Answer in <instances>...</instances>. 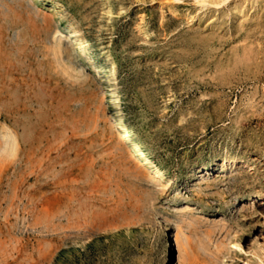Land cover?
Segmentation results:
<instances>
[{
	"label": "rangeland",
	"instance_id": "obj_1",
	"mask_svg": "<svg viewBox=\"0 0 264 264\" xmlns=\"http://www.w3.org/2000/svg\"><path fill=\"white\" fill-rule=\"evenodd\" d=\"M166 247L264 264V0H0V264Z\"/></svg>",
	"mask_w": 264,
	"mask_h": 264
},
{
	"label": "bare ground",
	"instance_id": "obj_2",
	"mask_svg": "<svg viewBox=\"0 0 264 264\" xmlns=\"http://www.w3.org/2000/svg\"><path fill=\"white\" fill-rule=\"evenodd\" d=\"M168 1V0H167ZM204 2V1H203ZM203 2H202V4H203ZM208 3V2H207ZM204 5V4H203ZM236 9H237V7H236ZM236 11V10H235ZM239 13V12H238ZM14 136V135H13ZM17 143V142H16ZM137 143V142H136ZM15 143H13V145H14ZM15 146V145H14ZM135 147L136 148H138V149H140L141 148V145L140 144H136L135 145ZM130 148H133V147H130ZM133 150L132 149H130V151L129 152H132ZM140 157L142 158L141 160H144V158H145V154H143V153H141L140 154ZM144 157V158H143ZM140 160V161H141ZM155 168H157V172H159L160 170H159V166H155ZM163 170V169H162ZM53 181V180H52ZM59 189V188H58ZM124 229H132V228H124ZM115 231H117V230H115ZM128 233H129V231H127ZM127 234V233H126ZM106 239V238H105ZM84 240V239H83ZM87 240V239H86ZM85 240V241H86ZM89 240V239H88ZM79 242H84V241H78V243ZM76 243V242H75ZM84 243H86V242H84ZM79 246V245H78ZM52 259V258H51ZM163 263L164 264H171V260L169 259V250H168V247H166V249L165 250H163ZM41 264V263H40ZM47 264H53V261L52 262H49V263H47Z\"/></svg>",
	"mask_w": 264,
	"mask_h": 264
},
{
	"label": "trees",
	"instance_id": "obj_3",
	"mask_svg": "<svg viewBox=\"0 0 264 264\" xmlns=\"http://www.w3.org/2000/svg\"><path fill=\"white\" fill-rule=\"evenodd\" d=\"M106 244H107L106 242H103L102 246H105ZM74 251L84 256H92L93 254H95L94 252L97 251V247L94 246L93 244L87 245L84 248L81 246H75ZM60 256L65 257L64 255H60Z\"/></svg>",
	"mask_w": 264,
	"mask_h": 264
}]
</instances>
